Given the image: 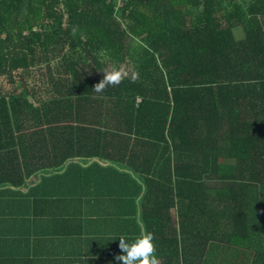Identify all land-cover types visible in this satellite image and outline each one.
Instances as JSON below:
<instances>
[{"label": "trees", "instance_id": "obj_1", "mask_svg": "<svg viewBox=\"0 0 264 264\" xmlns=\"http://www.w3.org/2000/svg\"><path fill=\"white\" fill-rule=\"evenodd\" d=\"M111 66L138 78L95 93ZM2 78L0 190L108 162L188 199L223 264H264V0H0Z\"/></svg>", "mask_w": 264, "mask_h": 264}, {"label": "crops", "instance_id": "obj_2", "mask_svg": "<svg viewBox=\"0 0 264 264\" xmlns=\"http://www.w3.org/2000/svg\"><path fill=\"white\" fill-rule=\"evenodd\" d=\"M98 163L75 160L40 170L22 187L0 190V264H120L119 237L131 242L142 226L154 234L159 264H223L215 250L219 241L206 240L201 211L189 224L188 199L181 198L185 210H179L177 200L156 187L148 204L142 177L116 175L108 162ZM149 179L160 182L158 176ZM256 228L261 233L237 239L238 247L261 242L263 228Z\"/></svg>", "mask_w": 264, "mask_h": 264}, {"label": "clouds", "instance_id": "obj_3", "mask_svg": "<svg viewBox=\"0 0 264 264\" xmlns=\"http://www.w3.org/2000/svg\"><path fill=\"white\" fill-rule=\"evenodd\" d=\"M78 26L72 30L75 36ZM103 78L94 85L95 93H102L106 88L118 86L131 74L133 82L138 78V72L131 69H125L123 66H111L102 69ZM154 234L146 227H141L139 234L131 242L125 237H119V249L123 255L115 256V260L120 264H159L156 255V245L153 243Z\"/></svg>", "mask_w": 264, "mask_h": 264}, {"label": "rangeland", "instance_id": "obj_4", "mask_svg": "<svg viewBox=\"0 0 264 264\" xmlns=\"http://www.w3.org/2000/svg\"><path fill=\"white\" fill-rule=\"evenodd\" d=\"M239 36H241V34H240V33H237V38H238ZM0 83H2L7 89H9V88L11 87L10 84H8L7 81L4 80L3 78L0 79ZM141 102H142L141 99H138V100H137V104H139V103H141Z\"/></svg>", "mask_w": 264, "mask_h": 264}]
</instances>
